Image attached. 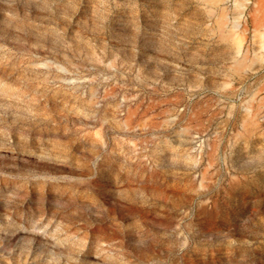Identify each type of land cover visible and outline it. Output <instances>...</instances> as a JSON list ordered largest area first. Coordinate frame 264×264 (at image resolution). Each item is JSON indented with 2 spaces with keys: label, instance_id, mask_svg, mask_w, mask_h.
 <instances>
[{
  "label": "rangeland",
  "instance_id": "obj_1",
  "mask_svg": "<svg viewBox=\"0 0 264 264\" xmlns=\"http://www.w3.org/2000/svg\"><path fill=\"white\" fill-rule=\"evenodd\" d=\"M257 1L0 0V264H264Z\"/></svg>",
  "mask_w": 264,
  "mask_h": 264
},
{
  "label": "crops",
  "instance_id": "obj_2",
  "mask_svg": "<svg viewBox=\"0 0 264 264\" xmlns=\"http://www.w3.org/2000/svg\"><path fill=\"white\" fill-rule=\"evenodd\" d=\"M255 11L260 10V19L258 18L257 23V43H256V50H254L255 53H264V0H258L254 7ZM258 16V15H257Z\"/></svg>",
  "mask_w": 264,
  "mask_h": 264
},
{
  "label": "bare ground",
  "instance_id": "obj_3",
  "mask_svg": "<svg viewBox=\"0 0 264 264\" xmlns=\"http://www.w3.org/2000/svg\"><path fill=\"white\" fill-rule=\"evenodd\" d=\"M263 1V0H262ZM239 66H243L242 64L241 65H239ZM247 128H248V126H247Z\"/></svg>",
  "mask_w": 264,
  "mask_h": 264
}]
</instances>
